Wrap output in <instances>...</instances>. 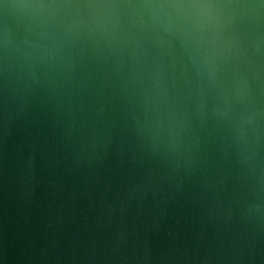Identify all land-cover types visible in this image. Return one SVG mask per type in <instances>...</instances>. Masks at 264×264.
<instances>
[{"label":"water","instance_id":"95a60500","mask_svg":"<svg viewBox=\"0 0 264 264\" xmlns=\"http://www.w3.org/2000/svg\"><path fill=\"white\" fill-rule=\"evenodd\" d=\"M0 264H264V0H0Z\"/></svg>","mask_w":264,"mask_h":264}]
</instances>
